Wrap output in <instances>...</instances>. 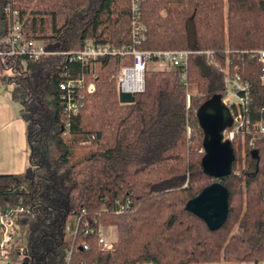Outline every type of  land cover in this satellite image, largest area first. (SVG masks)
Wrapping results in <instances>:
<instances>
[{
    "label": "trees",
    "instance_id": "trees-1",
    "mask_svg": "<svg viewBox=\"0 0 264 264\" xmlns=\"http://www.w3.org/2000/svg\"><path fill=\"white\" fill-rule=\"evenodd\" d=\"M130 1L0 0V51L7 49L8 2L25 17L26 36L42 41L46 52L33 59L0 55V80L19 106L27 149L22 172L0 174V207L20 200L25 210L16 221L17 246L24 253L16 260L12 252L5 264H261L264 139L257 136L250 145L235 135L224 176H208L201 168L197 109L222 97L219 69L204 55L188 57L187 86L199 94H190L186 107L179 68L146 66L142 90L124 104L117 100L115 74L131 64L130 55L81 62L62 53L86 41L130 45ZM138 5L144 26L139 49L210 50L220 66L230 58L249 83L251 109L264 106L258 67L239 54L264 48V0H138ZM68 78L93 85L75 115L63 111L57 87ZM65 130L71 140L85 142L70 143L61 135ZM212 182L225 188L227 211L210 230L184 205ZM113 200L128 203L115 212ZM84 222L92 231L84 233ZM67 223L75 225L74 232L65 231ZM98 225L115 228L109 250L98 241Z\"/></svg>",
    "mask_w": 264,
    "mask_h": 264
},
{
    "label": "built area",
    "instance_id": "built-area-1",
    "mask_svg": "<svg viewBox=\"0 0 264 264\" xmlns=\"http://www.w3.org/2000/svg\"><path fill=\"white\" fill-rule=\"evenodd\" d=\"M131 20H130V36L131 44L128 46L114 47L110 45H93L91 41H86L82 48L77 51L62 52L66 55L68 61L77 60L85 62L96 59L103 55L128 54L131 56V64L129 66H120L115 74V86L117 92H128L135 94L140 92L143 87V71L151 58L152 61H158L169 68H179V81L187 86L186 82V64L190 55H204L209 62L217 67L222 73L223 95L220 98L222 104L227 108L230 115V123L222 131L223 139L230 141L235 135H239L241 139L247 138L251 145L254 138L259 136L264 139V106H260L258 110L253 111L250 107V88L249 83L242 79L237 72V68L231 65V59L225 58L224 63L220 66L212 59L210 50H193V49H169L149 51L139 49L137 46L144 39V26L139 20V5L138 0L130 1ZM6 15V35L4 43L7 46L5 51H0L1 54L20 55L27 58H36L41 54L46 53L42 43L39 40H34L26 35V27L24 19L20 18L17 10L12 9L7 2L4 7ZM227 51H225L226 53ZM246 54L249 58L254 59L258 67V79L261 83L264 82V48H258L248 51H241L239 54ZM231 66V68H230ZM233 66V67H232ZM57 87L60 91V100L63 105V111L67 115H75L80 106L81 98L84 92H90L93 89L92 83L85 86L81 78H68L58 82ZM189 104L188 96L186 95L185 106ZM65 127L68 122L64 123ZM188 130V127L186 128ZM62 137H69L67 130L62 132ZM21 187V186H20ZM128 200L120 203L118 200H113V210L120 212L126 207ZM25 211L20 200L15 206L0 207V260L7 261L10 254L14 251L17 257H21L24 253V246H17V239L20 240L16 233V221L21 213ZM84 226V233L91 230ZM75 225H65V231L74 232ZM95 234L98 241L101 243L104 250H109L115 243V236L108 232V227L98 225L95 228ZM85 247V246H84ZM68 254L66 260L68 259ZM65 264V263H63ZM261 264H264L262 262Z\"/></svg>",
    "mask_w": 264,
    "mask_h": 264
},
{
    "label": "water",
    "instance_id": "water-1",
    "mask_svg": "<svg viewBox=\"0 0 264 264\" xmlns=\"http://www.w3.org/2000/svg\"><path fill=\"white\" fill-rule=\"evenodd\" d=\"M117 100L119 103H132L134 94L117 92ZM197 117L203 131L202 171L211 177L224 176L229 172L233 159L231 144L222 137V131L230 123L229 112L218 97H212L197 109ZM184 209L201 219L208 229H216L225 219L226 190L218 182H212L186 201ZM262 221L264 224V210Z\"/></svg>",
    "mask_w": 264,
    "mask_h": 264
},
{
    "label": "crops",
    "instance_id": "crops-1",
    "mask_svg": "<svg viewBox=\"0 0 264 264\" xmlns=\"http://www.w3.org/2000/svg\"><path fill=\"white\" fill-rule=\"evenodd\" d=\"M150 63L153 70L168 68L158 61ZM8 90L0 80V174L22 172L27 159L24 122L18 114L19 106L10 101Z\"/></svg>",
    "mask_w": 264,
    "mask_h": 264
},
{
    "label": "rangeland",
    "instance_id": "rangeland-1",
    "mask_svg": "<svg viewBox=\"0 0 264 264\" xmlns=\"http://www.w3.org/2000/svg\"><path fill=\"white\" fill-rule=\"evenodd\" d=\"M25 17H23V19H24ZM25 24V23H24ZM41 43H42V41H40ZM151 61H149L148 62V64H147V66L148 67H151L152 68V64L150 63ZM217 62V61H216ZM218 63V62H217ZM120 67V66H119ZM169 68V67H168ZM118 70V69H117ZM190 94H194L195 96H198V94L199 93H197V91H195V89H194V86L193 85H188V86H185V99H186V95L188 96V100H189V95ZM190 132V128L188 127V130L186 129V133H189ZM64 139L65 140H67V141H69L70 143H75V144H77V145H79V144H81V143H84L85 141H75V140H71V138L70 137H68V138H66V137H64ZM199 151H200V149H198ZM79 152V150H77V149H74L73 150V153H78ZM243 163V162H242ZM248 169L250 170H252V166H249L248 167ZM72 218L69 220L70 222H72ZM108 232L110 233V234H113L114 236H115V238H116V231H115V228L114 227H112V226H109L108 227ZM19 241L20 240H18L17 239V244L16 245H18L19 244ZM14 253H15V255H16V260L19 258V257H17V253H16V251H14ZM6 262V261H5ZM5 262L4 261H1L0 260V264H5ZM13 264H15V263H13ZM199 264H210V263H199ZM212 264H216V263H212ZM217 264H221V263H217Z\"/></svg>",
    "mask_w": 264,
    "mask_h": 264
}]
</instances>
